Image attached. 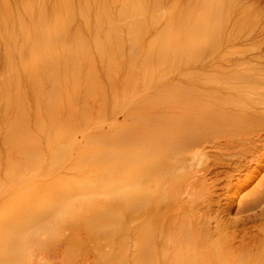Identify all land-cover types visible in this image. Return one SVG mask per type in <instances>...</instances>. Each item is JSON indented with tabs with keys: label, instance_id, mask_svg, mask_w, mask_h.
<instances>
[{
	"label": "rangeland",
	"instance_id": "obj_1",
	"mask_svg": "<svg viewBox=\"0 0 264 264\" xmlns=\"http://www.w3.org/2000/svg\"><path fill=\"white\" fill-rule=\"evenodd\" d=\"M182 1L167 4L177 6L178 13L191 2L185 0L181 7ZM157 2L0 0V233L24 232L23 226L14 227L7 214L20 213L35 200L37 212L25 211L37 219L39 241L26 245L35 264H101L102 254L112 260L124 255L126 264L136 262V249L142 246L138 242L146 234V213L126 210L119 223L85 216L76 227L59 225L57 215L71 188L73 192L82 185L91 189L113 168L128 170L121 163L117 169L113 157L120 160L122 150L116 151L115 144L108 145L103 138L125 134L126 143H131L135 134L146 137V119L155 121L161 112L178 122L185 118V123L196 113L198 58L189 47L188 52L181 47L172 51L163 43V25L170 11L161 9L163 1ZM207 54L199 61L206 64ZM203 76L209 74L204 71ZM159 83V90L152 87ZM205 88L201 89L204 107L209 93ZM126 153L138 151L129 148ZM79 162L96 167L92 170L90 164H83L80 169ZM133 162L130 170L140 163L138 158ZM220 177L216 186L223 187L226 182ZM218 189L213 195L216 201L211 202L212 215L224 203ZM229 212L228 220L240 217L234 210Z\"/></svg>",
	"mask_w": 264,
	"mask_h": 264
},
{
	"label": "bare ground",
	"instance_id": "obj_2",
	"mask_svg": "<svg viewBox=\"0 0 264 264\" xmlns=\"http://www.w3.org/2000/svg\"><path fill=\"white\" fill-rule=\"evenodd\" d=\"M161 1V9L170 11L163 25V43L172 51L189 47L192 56L198 58L194 87L200 104L195 102L196 113L186 124L178 114L179 122L161 112L155 121L154 117L146 119V137L135 134L131 143H126L125 134L101 136L108 145L115 144L116 151L122 150L120 160L113 157L118 160L117 169L121 163L128 170L113 168L91 189L82 185L73 192L71 188L57 215L58 223L76 227L85 216L119 223L126 210L142 212L146 213V234L138 242L142 246H136L134 264H264V0H188L191 5L178 9V13L177 6L167 4L169 0ZM184 4L178 3L181 7ZM257 4L263 8L258 9ZM207 51L204 64L199 60ZM204 71L209 77L203 76ZM159 84L152 87L159 90ZM204 87L209 91L205 107L201 98ZM163 91L167 96L168 90ZM129 148L138 153L126 155ZM135 158L140 163L130 170ZM76 164L81 169L90 163ZM90 166L92 170L96 167ZM216 166L223 169L212 171ZM219 177L226 182L223 187L216 186ZM216 187L221 189L224 203L222 208L217 204L212 215ZM98 194L107 197L98 199ZM35 203L32 200L20 213L7 214L14 227L25 230L0 233V264H35L26 245L39 241L37 219L25 212H37ZM232 210L240 217L226 219ZM110 257L100 255L101 264H126L124 255L115 256V263Z\"/></svg>",
	"mask_w": 264,
	"mask_h": 264
}]
</instances>
